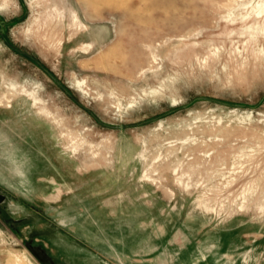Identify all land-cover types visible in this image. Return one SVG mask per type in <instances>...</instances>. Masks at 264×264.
Masks as SVG:
<instances>
[{
    "label": "rangeland",
    "instance_id": "1",
    "mask_svg": "<svg viewBox=\"0 0 264 264\" xmlns=\"http://www.w3.org/2000/svg\"><path fill=\"white\" fill-rule=\"evenodd\" d=\"M0 264H264V0H0Z\"/></svg>",
    "mask_w": 264,
    "mask_h": 264
}]
</instances>
